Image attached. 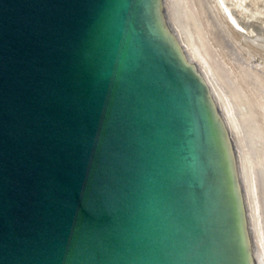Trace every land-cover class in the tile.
<instances>
[{
	"label": "water",
	"instance_id": "water-1",
	"mask_svg": "<svg viewBox=\"0 0 264 264\" xmlns=\"http://www.w3.org/2000/svg\"><path fill=\"white\" fill-rule=\"evenodd\" d=\"M224 182L155 0H0V264H239Z\"/></svg>",
	"mask_w": 264,
	"mask_h": 264
},
{
	"label": "bare ground",
	"instance_id": "bare-ground-1",
	"mask_svg": "<svg viewBox=\"0 0 264 264\" xmlns=\"http://www.w3.org/2000/svg\"><path fill=\"white\" fill-rule=\"evenodd\" d=\"M159 29L205 89L239 264H264V0H155Z\"/></svg>",
	"mask_w": 264,
	"mask_h": 264
}]
</instances>
